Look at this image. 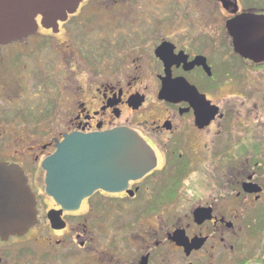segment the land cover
Returning a JSON list of instances; mask_svg holds the SVG:
<instances>
[{"label": "flooded vegetation", "instance_id": "obj_1", "mask_svg": "<svg viewBox=\"0 0 264 264\" xmlns=\"http://www.w3.org/2000/svg\"><path fill=\"white\" fill-rule=\"evenodd\" d=\"M93 1L83 0L65 21L52 27L44 26L39 16L36 33L0 51L3 57L5 49L26 47L29 40L42 36L39 48L53 56L54 69L48 71L49 63L40 58L41 53L34 56L36 50L30 54L23 49L15 60L0 61V69L1 65L12 68L7 71L12 82L22 67V81L16 82L15 89L21 93V103L16 102L20 109L0 112V164L24 171L38 211L28 232L0 237V264H156L160 256L177 257V264H264V93H257L263 98L257 102V94L249 91H222L230 82L243 85L239 69L264 74V62L236 52L227 26L243 15L264 18V0H171L161 13L153 11L169 17L162 33L154 27L157 16L152 17L155 24L149 30L140 18L132 28L123 27L119 20L126 15L127 0H96L101 10L97 14L106 21L91 35L88 25L98 16L89 11ZM170 6L176 11H170ZM205 14L213 25L207 32L200 23ZM179 18L188 26L169 37L168 20ZM221 19L235 53L232 63H218L205 54L214 43L208 33L216 34L214 25ZM51 39L55 44H50ZM61 49L68 50L67 58ZM30 57L39 60L32 63ZM76 60L95 75L108 71L112 77L94 83L74 77L61 82L66 79L61 65L71 67ZM143 61L150 63L151 76L159 83L152 101L155 108L147 115L151 96L150 87L142 86L147 74L140 70ZM125 67H132V72L124 74ZM33 73L40 84L30 96L27 77ZM167 77L188 82L190 91L180 101L159 99L162 79ZM70 89L73 104L67 107ZM142 99L137 108L134 102ZM59 112L72 116L65 131L26 146L29 138L18 133L28 126L40 130L45 117ZM121 128L143 138L155 156L154 168L130 180L122 191L100 189L84 199L77 211L63 210L47 194L44 161L67 135ZM240 235L253 244L237 256Z\"/></svg>", "mask_w": 264, "mask_h": 264}, {"label": "water", "instance_id": "obj_2", "mask_svg": "<svg viewBox=\"0 0 264 264\" xmlns=\"http://www.w3.org/2000/svg\"><path fill=\"white\" fill-rule=\"evenodd\" d=\"M82 1L0 0V51L5 45L36 33L39 16L44 26L52 27L59 20L65 21ZM227 26L238 54L254 62H264V18L243 15ZM164 55L161 59L166 62ZM166 72L169 75V64ZM188 85L185 79L164 78L159 99L180 101L181 96L190 91ZM143 101H135V106L138 108ZM154 166L155 156L150 147L127 128L67 135L43 163L47 194L65 211H77L81 202L97 190H124L130 180L143 177ZM36 207V196L24 171L19 166L0 164V237L28 232L37 220Z\"/></svg>", "mask_w": 264, "mask_h": 264}, {"label": "rangeland", "instance_id": "obj_3", "mask_svg": "<svg viewBox=\"0 0 264 264\" xmlns=\"http://www.w3.org/2000/svg\"><path fill=\"white\" fill-rule=\"evenodd\" d=\"M170 1L171 0H127V3L123 7V11L126 13V15L121 17L123 19L119 20V23H122V26L128 29V28H132V24L134 26L137 24L136 23L137 21H135V19L138 20L140 18V19H142L144 24L147 26L145 28V30H149V29H151L150 27H152L156 21V25H154V27L156 29H158L159 32L162 33L166 29V23L165 24H163V23L169 17L165 14H162V15L161 14H154L153 11H156L157 13H159V12L161 13L163 11V9H166L168 7V3ZM97 2L98 1H96V0L93 1V4L91 5V8L89 11H93V13H95V14H97V13L100 14L99 11H101V10H98L99 6L97 5ZM243 2H245V1H243ZM169 9L172 12L176 11L175 6H170ZM105 17H108V16L105 15ZM152 17L153 18L156 17L154 22H153ZM202 18H203V20L200 22L202 24L201 28H203L206 31V28H208L210 26L212 27L213 25H212V23L208 22L209 18H208L207 14H205ZM105 21H106V18L104 19L101 15H98L96 17V20L93 19L92 23H90L88 25L89 27H91V29H90L91 35H94L96 31L103 28L105 26L104 25ZM129 21H135V22L128 23ZM215 23L216 24L214 25V27H216V29H215L216 34L212 35L211 33H208V36H207V38H209L210 41L214 42V43L212 46L211 45L209 46V48L205 51V54L209 55V57H212L218 63L220 61H222V62L227 61L228 63L229 62L232 63L233 57L235 56V53H234L233 47L231 45V38L222 29V24H223L222 19L218 20ZM118 25L119 24H117L116 27H118ZM167 25L172 26V28H171L172 30H169L167 32L169 37L171 36V34L176 33V32H180L178 30L186 28L188 26L187 23L182 22L180 20V18H179V20L176 19V20H172V21H171V19H169L167 22ZM217 28L218 29L220 28V34L218 33ZM123 30H125V29L123 28ZM124 32L126 34H128L130 31L125 30ZM151 32H153V31H151ZM118 33L120 34L121 31H118ZM101 34H99V35H101ZM158 36H160V35H158ZM91 37L96 39L100 36H98L96 38L93 36H91ZM119 38H121V37H119ZM43 39H45V37L37 36V37L33 38L32 40H29L27 42L26 47H23V48L12 47V48L5 49L4 56L0 57V61H2V59H3L1 64L11 62L12 59L15 60L16 55L19 54L20 52H23V49H24V52L30 51V54H32V52H33L32 50H34V51L36 50V54L41 53V54H39L41 56L40 58L43 61H45V63L46 62L49 63V64H46V65H48V67H47L48 71H49V69H51V71H54L53 67H51V62H50V59L53 56L49 55L48 52H42L41 49L39 48V45L41 44ZM51 43H54V41L52 39L50 40V44ZM69 45H71V41L69 42ZM38 48H39V51H37ZM19 50H21V51H19ZM147 50H149V49H147ZM62 51H64L63 55L67 58L68 50L67 49L66 50L61 49L60 54H62ZM36 54L34 56H39L38 54L37 55ZM9 56H11V58H8ZM59 58L60 57H57V59H59ZM62 59H63V57H62ZM35 60H39V58L38 57H30L29 58V61H32V63ZM76 62H77V65H73L71 67L69 64H67L66 66L61 65L62 70L64 71L62 76H65V78H66V79H62L61 82H66L68 80L73 79V77H74V80L81 81V83H83V82L94 83V82L102 81L106 78L110 79L112 77L110 72H108V71L101 73V74H98V75H95L89 69L90 67L85 66L81 62H80L81 63V65H80V63H78V60H76ZM9 64H11V63H9ZM52 64L55 65V63H52ZM139 65H140L141 72L143 74L147 73V74H145V78L143 80L142 86L147 85L150 87L149 95L151 96V101L146 106V108H147L146 115H147L148 113H151V110H153L155 108L152 105V101H155L154 94H155L156 90H158L159 83H156L154 78L151 76V72H150L151 65L149 62L143 61ZM1 66H2V68L0 69V112L3 114V112H6V111L8 113H10V112H13V110L17 111L18 109H20L19 108L20 106L18 104H16V102L19 103L21 101L20 100L21 99L20 98L21 93H19L18 89L17 90H15V89L18 88L17 87L18 85L16 86V82H19V80H21V77H20L21 75L19 73L21 72L22 67H20L17 71V75L15 76V82H12V80L9 78L11 76V74L7 73V71H10L12 68H9V67L4 66V65H1ZM233 67H236V65L234 64ZM30 68H32V66H30ZM30 68H29V70H30ZM232 69H234V68H232ZM131 70H133L132 67H130V68L125 67V73L124 74H128V72L131 73L132 72ZM239 71H241L240 73L242 75H244V79L241 82V84L243 83V85H240L238 81H236L235 84H234V82H230L224 86V89L222 91H225V93L226 92L239 93L242 91H249L253 95H256L257 93H262V94L264 93V74H259L258 72H250V70L245 69V68H244V72L241 69H239ZM35 77H36L35 73H33L32 75H29L27 77L28 86H29L28 95H30V96L34 95V94H32L33 91H37V87H38L37 85L40 84V83H37L38 81H36ZM52 78L49 80H44V81L50 82V81H52ZM92 85H94V84H92ZM69 92L70 93H68V96H67L68 99L65 101L67 107H70L71 104H73V97H74L73 90L70 89ZM30 96H28V97H30ZM256 97H257V102H260L259 98L263 99L260 96V94L259 95L257 94ZM34 98H36V97H33L32 99H34ZM9 102H11V103H9ZM156 107H158V106L156 105ZM164 110L165 109H163V108H162V110L160 109L161 113H165L166 111H164ZM153 113L154 112H152V114ZM71 117L72 116L69 115L67 112L65 114H64V112H59V114L58 113L54 114V116H52V117H48V118L45 117L44 121L42 122V127H40V130H35L33 127L28 126V129H26V131L20 132V133H18V135H22V137H28L29 138L28 139L29 143H27L26 146L31 145L32 143H30V142H35L36 140L44 141V140L50 139V137L58 136L60 133L65 131L64 130L65 124L68 123V121H69V119H71ZM177 215H178V213H177ZM97 216L98 215L95 214L94 219L98 218ZM163 216H164V213H163ZM167 217H168V215H165L163 218L167 219ZM157 219H160V218L157 217ZM157 225H158V223H157ZM263 237H264V235H263ZM250 241L251 240L248 239L244 235H240L236 238V243H237L236 244V247H237V253L236 254H237V256L242 255L243 253L245 254L247 251V246L252 247L253 242H250ZM261 241L264 242V238ZM244 247H245V249H244ZM253 248H254V246H253ZM253 248H252V250H253ZM262 253H264V249L262 250ZM166 260H168V262H170L168 264H177L176 263L177 257L175 258L172 256L171 257L168 256V258H165L164 256H160L159 258L156 259V264H163V261H166Z\"/></svg>", "mask_w": 264, "mask_h": 264}]
</instances>
